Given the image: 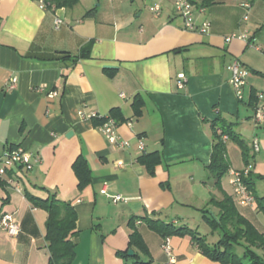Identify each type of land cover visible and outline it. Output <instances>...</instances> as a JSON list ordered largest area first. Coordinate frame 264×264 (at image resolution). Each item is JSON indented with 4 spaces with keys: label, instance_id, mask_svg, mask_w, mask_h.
<instances>
[{
    "label": "crops",
    "instance_id": "obj_1",
    "mask_svg": "<svg viewBox=\"0 0 264 264\" xmlns=\"http://www.w3.org/2000/svg\"><path fill=\"white\" fill-rule=\"evenodd\" d=\"M105 1L89 9L80 0L59 7L63 21L55 28L52 8L35 0H0V155L21 148L32 163L28 170L12 167L0 180V214L11 213L19 226L15 236L0 227V264L50 262L48 211L26 193L54 195L75 210L72 264H124L117 252L128 246L131 217L146 244L147 264L169 258L174 264H223L203 255L188 234L166 237V253L165 238L145 218L191 227V211H197L206 225L200 210L217 211L210 199H221L224 191L261 227L252 219L255 202H237L228 173L229 190L222 179L218 189L207 166L214 142L210 123L221 115L250 148L246 165L237 145L242 164L235 167L227 140L230 168L249 167L259 176L255 194L264 196V120H253L256 107L264 113V0H216L195 8L194 25L209 22L205 33L185 26L174 0H144L143 7L135 0ZM154 4L158 12L150 9ZM86 45L89 55L74 62L50 58L77 55ZM236 60L249 70L241 99L228 69ZM180 73L185 79L178 88ZM136 98L142 101L138 115ZM113 108L121 120L116 134L127 142L123 147L110 143L88 117ZM154 151L160 162L149 173L139 158ZM79 158L89 169L83 185L74 170ZM115 195L123 199L113 202Z\"/></svg>",
    "mask_w": 264,
    "mask_h": 264
},
{
    "label": "trees",
    "instance_id": "obj_2",
    "mask_svg": "<svg viewBox=\"0 0 264 264\" xmlns=\"http://www.w3.org/2000/svg\"><path fill=\"white\" fill-rule=\"evenodd\" d=\"M79 0H53L55 7H71ZM195 7L215 2L216 0H188ZM89 55V45L84 46L80 53L74 56L69 54H54L51 59L63 60L71 58L74 62L80 57ZM256 98L253 104H256ZM142 101L136 98L133 102L135 114L141 112ZM117 114V109H111L110 113L105 116L92 117L97 126L101 125L108 119H113L115 124L121 121ZM214 142L210 155L208 169L212 172L214 185L221 189V179L229 172L230 163L227 159L226 145L227 140L235 142L241 149V155L246 165L249 164L250 148L245 140L234 130V123L228 121L221 115H217L211 120ZM220 130V132H218ZM223 135H227L224 139ZM140 162L145 166L149 173H153L155 164L160 162L157 151L143 153L140 156ZM74 170L80 184H85L89 179V169L83 159H78L74 163ZM9 172V170H8ZM259 176L248 174L243 178L244 183L248 186L249 191L254 195V202L259 209L264 210V196L255 194L254 179ZM222 190V189H221ZM33 203L44 207L48 211L46 220L45 239L47 240L50 250L49 264H72L74 257V243L71 235L75 232L76 213L73 207L54 195L46 199L35 198ZM212 206L217 211H210L209 208H202V221L208 226L209 234L201 233L197 227H189L187 224L176 225L172 222H163L158 219L145 218L147 226L160 234L163 238L171 234H188L196 242L203 255L211 260L219 261L223 264H264V229L257 226L252 220L242 214L233 197L222 191L221 199H210ZM135 217L129 219L131 231L129 233L128 246L124 250L118 251V255L123 259L124 264H147L148 250L142 236L133 224ZM215 238H211L212 236ZM210 235V236H209ZM135 247L137 250H135ZM133 249V254L129 255L128 250ZM146 257V258H145ZM146 259V260H144Z\"/></svg>",
    "mask_w": 264,
    "mask_h": 264
},
{
    "label": "built area",
    "instance_id": "obj_3",
    "mask_svg": "<svg viewBox=\"0 0 264 264\" xmlns=\"http://www.w3.org/2000/svg\"><path fill=\"white\" fill-rule=\"evenodd\" d=\"M38 5L42 8H52L54 10V27L58 28L62 23L63 19L58 13V8L54 6L53 0H35ZM174 5L179 12V14L183 17L185 26L187 28H196L199 32L205 33L209 28V22L204 21L199 26H195L193 23V11L195 7L188 0H174ZM152 11L158 12L160 7L158 4H154L151 8ZM201 9V8H199ZM235 37L234 34L227 36L226 40L229 41L231 38ZM241 37H245V35H241ZM228 69L231 72L230 83L233 85L234 93L238 99L242 98V87L245 84V79L249 73L245 67L241 65L239 61H234L228 66ZM177 87H183V80L185 76L183 73L177 75ZM14 84H11L9 88H13ZM51 95H56V91H50ZM80 116H84L83 113L80 112ZM99 116L96 112H92L88 115L89 118ZM253 120L256 125L260 124L264 120V113L261 107H256ZM116 125L113 119H108L104 123L98 126V129L104 134V136L108 139V141L118 147H123L127 144V142L121 139L116 134ZM220 132V130H218ZM223 138L226 139L227 135H223ZM139 149H143V144L140 142ZM252 149L253 151H257L259 149V143L257 139H253L252 141ZM20 166L25 170H28L32 167L30 154L23 151L21 148H7L0 155V180L7 174L8 170L12 167ZM249 167L244 168L243 170H235L230 169L229 181L232 186V192L234 198L240 205L248 206L254 203V195L249 191L248 186L244 183L243 178L248 174ZM104 193V189L101 190ZM123 198L120 195L111 196V200L113 202H117L122 200ZM0 227L9 235L15 236L18 234L19 226L16 221L13 219V216L9 212H3L0 214ZM162 248L166 253H170V245L168 243V238L164 239L162 243ZM166 264H174V260L169 258V261Z\"/></svg>",
    "mask_w": 264,
    "mask_h": 264
},
{
    "label": "rangeland",
    "instance_id": "obj_4",
    "mask_svg": "<svg viewBox=\"0 0 264 264\" xmlns=\"http://www.w3.org/2000/svg\"><path fill=\"white\" fill-rule=\"evenodd\" d=\"M124 1L128 2L129 0H124ZM135 1H136L135 5H139L140 4V6H142V7H143V4L146 3V1H144V0L142 2H141V0H135ZM99 3L106 4V1L105 0L104 1L103 0H80V3L78 5L79 6H83L86 9H89L91 7H94V6L98 5ZM76 8H78V7H76ZM101 10H102V7H101L99 12H101ZM248 111H249V113L251 112L250 109ZM228 148H229V156H230V159H231V162H232L233 166H235V167L241 166L242 161H241L240 149L237 146V144L234 143L233 141H230V142H228ZM226 179H227L226 175H224L222 177V183H223V186L226 189L229 190ZM254 205H255L256 211H255V217L252 218V219L254 221H257V224L260 225L261 228L264 229V210L259 209L257 207L256 203ZM191 215L192 216L189 218V221H188L189 224L191 225V227H196L198 225V230L201 233H206L207 231H209V228L201 222L200 213L199 212L191 211ZM215 236H216V234L214 236L210 237L209 239H211L213 237L215 238Z\"/></svg>",
    "mask_w": 264,
    "mask_h": 264
},
{
    "label": "water",
    "instance_id": "obj_5",
    "mask_svg": "<svg viewBox=\"0 0 264 264\" xmlns=\"http://www.w3.org/2000/svg\"><path fill=\"white\" fill-rule=\"evenodd\" d=\"M132 253H133L132 250H129V251H128V254H129V255H132Z\"/></svg>",
    "mask_w": 264,
    "mask_h": 264
}]
</instances>
